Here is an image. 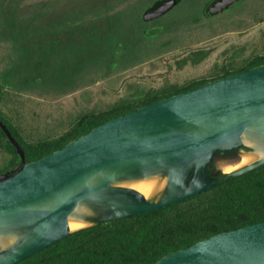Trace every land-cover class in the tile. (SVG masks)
Masks as SVG:
<instances>
[{
	"label": "water",
	"instance_id": "water-1",
	"mask_svg": "<svg viewBox=\"0 0 264 264\" xmlns=\"http://www.w3.org/2000/svg\"><path fill=\"white\" fill-rule=\"evenodd\" d=\"M180 0H159V15ZM224 10L238 0H215ZM20 156L0 173V231L22 230L23 238L0 251V264H15L65 237L67 218L79 201L102 212L95 223L177 202L222 178L208 176L219 148L239 149L247 128L264 136V64L220 77L113 117L39 159L24 151L0 120ZM163 170L167 187L156 201L112 182ZM94 223V224H95ZM151 264H264V221L219 232L167 253Z\"/></svg>",
	"mask_w": 264,
	"mask_h": 264
},
{
	"label": "rangeland",
	"instance_id": "rangeland-1",
	"mask_svg": "<svg viewBox=\"0 0 264 264\" xmlns=\"http://www.w3.org/2000/svg\"><path fill=\"white\" fill-rule=\"evenodd\" d=\"M157 1L0 0L3 117L27 141L48 138L86 111H99L166 83L209 78L222 66L237 68L248 57L264 53V0H241L207 18L199 17L212 0H180L154 22L164 30L144 40L119 70L78 68V48L85 42L82 29L95 26L116 38H132L142 12ZM237 153L234 148L217 149L208 176L221 171L222 178L224 166L234 163ZM9 158L0 144V171Z\"/></svg>",
	"mask_w": 264,
	"mask_h": 264
},
{
	"label": "trees",
	"instance_id": "trees-1",
	"mask_svg": "<svg viewBox=\"0 0 264 264\" xmlns=\"http://www.w3.org/2000/svg\"><path fill=\"white\" fill-rule=\"evenodd\" d=\"M221 11L212 0L205 3L199 18ZM159 17L154 6L147 7L140 16L138 34H132V38H116L106 31L99 32L95 26L82 29L80 32L85 35L82 41L85 42L78 48V68L95 66L104 68L106 73L119 70L121 62L129 59V54L135 49H140L144 40L156 37L164 30L160 23L154 25ZM261 64H264V53L248 57L237 68L222 66L209 78L190 80L183 85L166 83L131 98H120L99 111L82 113L66 130L48 138L27 141L1 111L0 120L18 141L25 161L29 162L63 147L113 117ZM1 89L0 85V97ZM0 144L10 154L8 163L0 172L13 170L21 159L1 127ZM211 168L213 162L207 169L208 174ZM222 174L219 171L214 177ZM261 221H264V163L177 202L72 231L15 264H151L167 253L210 235Z\"/></svg>",
	"mask_w": 264,
	"mask_h": 264
},
{
	"label": "bare ground",
	"instance_id": "bare-ground-1",
	"mask_svg": "<svg viewBox=\"0 0 264 264\" xmlns=\"http://www.w3.org/2000/svg\"><path fill=\"white\" fill-rule=\"evenodd\" d=\"M240 140L242 145L238 149V159L234 163L229 164L228 162L224 166L226 173H231L264 159L263 135L253 129L247 128L241 134ZM112 185L131 187L139 191L147 200L156 201L166 190L167 175L163 170H157L135 178L120 179L112 182ZM101 215L100 209L94 205L85 201H79L68 215V227L70 231L87 227L94 224L96 219ZM23 236L24 232L22 230L10 229L0 231V251L14 247Z\"/></svg>",
	"mask_w": 264,
	"mask_h": 264
}]
</instances>
